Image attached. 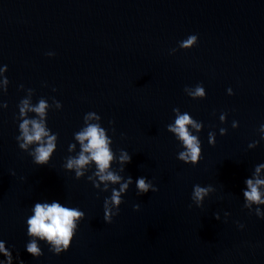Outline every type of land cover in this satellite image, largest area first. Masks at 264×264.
Segmentation results:
<instances>
[{
    "label": "water",
    "instance_id": "obj_1",
    "mask_svg": "<svg viewBox=\"0 0 264 264\" xmlns=\"http://www.w3.org/2000/svg\"><path fill=\"white\" fill-rule=\"evenodd\" d=\"M190 35L198 44L180 48ZM5 65L10 83L7 93L0 90V104H8L0 107V240L13 264H264V219L255 205L252 212L244 207L243 197L246 179L264 163V0H0V68ZM200 83L207 98H191L185 87ZM27 89L35 90L33 104L55 98L63 105L48 113L59 140L44 166L16 140ZM177 107L204 124L201 132L192 130L202 142L197 165L178 159L183 145L167 130ZM88 112L102 117L117 157L121 149L132 155L121 175L134 182L112 223L104 220L111 188L101 191L87 179L95 166L82 179L64 168L66 157L76 155L69 145L80 150L74 133ZM209 132L216 133L215 146ZM255 141L258 146L249 148ZM141 176L159 191L138 195ZM196 184L216 189L203 208L192 201ZM53 200L86 218L67 252L56 255L39 241L44 255L35 258L26 250V221L36 202Z\"/></svg>",
    "mask_w": 264,
    "mask_h": 264
},
{
    "label": "clouds",
    "instance_id": "obj_2",
    "mask_svg": "<svg viewBox=\"0 0 264 264\" xmlns=\"http://www.w3.org/2000/svg\"><path fill=\"white\" fill-rule=\"evenodd\" d=\"M199 37L190 35L186 40L180 42L179 47L188 50L198 44ZM176 49H173L174 53ZM49 56H54L55 53H47ZM8 72V67L5 65L0 68V90L4 93L8 91L9 79L5 75ZM21 90L24 89L20 85ZM55 91V89H53ZM34 89H27L26 98L22 99L18 105L19 114L17 119L19 123V135L16 137L19 148L27 152L32 158L34 164L38 166L48 165L54 153L57 151L59 133H53L48 127V113L51 108L61 110L63 105L60 101L53 98V103L49 104L47 99L41 98L37 104H33L32 97ZM185 92L193 99H206L207 92L202 83L197 84L194 88L185 87ZM229 95H234L231 88L228 89ZM0 107L7 108L6 102L0 104ZM175 120L173 124L167 126V130L173 133L176 138L182 143L184 150L178 153V159L184 163L197 165L203 158L202 142L198 135H194L192 130L199 133L203 130L204 124L202 121L195 120L189 113H181L177 107L173 109ZM34 113L35 116H30ZM102 117L95 112H88L84 116V127L74 133V139L78 142L80 150L77 153V144L69 145L68 151L76 153L66 157L64 168L75 173L76 179H82L87 172L95 166V171L92 175H88L87 179L92 182L96 189L107 192L111 188V197L104 200V220L107 223H112L113 218L120 214V206L125 203L123 196L129 191L134 180L129 175L125 178L121 173L125 172V166L132 161V155L126 150L121 149L117 157L112 149L113 140L108 135L107 130L101 126ZM222 123L227 122V114L220 115ZM110 123L114 124V121ZM233 128L239 127L238 121L232 122ZM191 129V130H190ZM115 134V128L112 129ZM227 129L221 128L220 134L227 135ZM261 138L264 139V124L259 128ZM209 143L212 146L216 144V133L209 132ZM259 141L249 144V148H256ZM118 162L120 167L116 171L113 169V164ZM261 170H264V163L255 167L252 176L246 179V189L243 191L245 199L244 207L250 212L253 211L255 205V214L264 219V211L261 210V205H264V193L261 188L264 187V178L260 177ZM12 175H15L13 172ZM138 195H145L149 192H157L159 189L150 182L146 177H139L135 180ZM103 185V188H101ZM119 185V188L111 187ZM216 189L212 185L207 187L199 184L194 185L192 193V201L197 207L203 208L204 201L210 197ZM191 207V205L189 206ZM136 211L140 210V205H134ZM230 213H225V216ZM86 218L85 212L75 207L65 206L63 203L53 200L51 202H36L32 208V215L27 218V235L30 237L26 244V250L35 258L44 255V252L39 244V241L46 242L50 247L49 251L56 255L67 252L76 237L79 224ZM217 220L220 219L219 213L215 214ZM241 229L243 224H239ZM0 254L6 258L5 261H0V264H13V253L6 246V242L0 240ZM23 264V261H20Z\"/></svg>",
    "mask_w": 264,
    "mask_h": 264
}]
</instances>
